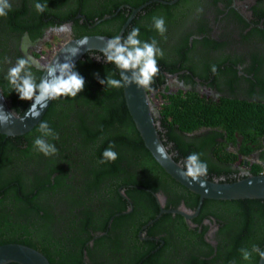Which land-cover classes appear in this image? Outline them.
I'll use <instances>...</instances> for the list:
<instances>
[{"label": "flooded vegetation", "instance_id": "1", "mask_svg": "<svg viewBox=\"0 0 264 264\" xmlns=\"http://www.w3.org/2000/svg\"><path fill=\"white\" fill-rule=\"evenodd\" d=\"M135 1L44 0L39 3L47 7L38 13L34 7L38 0H10L13 8L22 7L25 17L35 15V18H30L25 30H7L4 41L0 40V52L5 49L6 57L0 72L7 78L8 70L18 59H29L36 63L25 71H30L38 83L41 67L52 56L50 48L56 50L68 40L82 36H117L128 19L129 24L138 18L144 7L132 15L134 8L153 1L161 3L164 6L157 17L164 18L166 32L163 36L156 32L154 39L163 56L157 57L159 72L152 90L147 92L165 149L182 167L189 154H201L200 159L208 166L203 178L208 180L231 182L264 173V133L252 135L235 130L231 134L220 125L186 129L179 123L169 124L170 116L162 124V112L165 106L171 110L173 96L176 100H189L198 94L210 103L219 102L222 97L264 103V92L247 81L251 78L247 73L250 53L264 54V0H146L133 6ZM106 6L114 9V13L102 19L115 15L110 21L96 16ZM61 25H69L70 32L54 31ZM124 32L125 36L129 34ZM87 52L93 60L102 59L103 53L98 50ZM42 54L47 57L41 58ZM12 97L16 103L25 102L14 90ZM8 100L11 104L12 98ZM158 165L154 168L156 173L145 171L155 189L141 187L149 192L152 202H143L138 211H134L136 190L128 196L127 187H117L116 193L105 195L110 201L105 204L110 211L102 212L86 196L60 201L53 209L64 222L58 228L53 224L52 228L54 264L63 261L61 250L68 253L73 264H197V257L213 258L222 241V228L231 215L228 208L231 201L201 199ZM112 201L119 202V207H112ZM89 206L90 213L83 214L86 211L83 209ZM121 215L126 217L115 223V218ZM76 237L80 240L76 241ZM169 237L173 240L166 244ZM204 245L213 251L207 255Z\"/></svg>", "mask_w": 264, "mask_h": 264}, {"label": "trees", "instance_id": "2", "mask_svg": "<svg viewBox=\"0 0 264 264\" xmlns=\"http://www.w3.org/2000/svg\"><path fill=\"white\" fill-rule=\"evenodd\" d=\"M40 1L44 0H38ZM115 1L112 0L113 3ZM145 1L137 0L133 6ZM162 6L164 5L154 1L144 6L139 11L138 18L128 24L124 33L139 28L138 38L142 42L153 40L157 31L152 18L162 12ZM21 8L11 7L6 17H0V40L4 41L7 30H25L31 23L30 18H35L34 14L25 17ZM113 10L106 6L96 16L102 19L113 14ZM87 16L91 18L90 15ZM114 16L102 20L110 21ZM262 33L264 36V29ZM125 35L123 34V40L127 37ZM4 53L5 49L0 52L2 66L3 58L6 59ZM88 53L75 63V70L85 81L83 90L75 98L61 97L52 100L37 124L23 134L12 136L0 133V245L19 243L34 247L47 257L50 264H54L51 251L52 241L55 239L53 224L57 228L64 224L63 217L53 213L60 201L69 202L86 196L92 198L102 212L110 211L105 205L110 203L105 195L116 193L117 187H127L128 196H131V191L136 190L134 211H138L143 202H152L149 192L144 188L155 189L153 183L148 182L145 171L156 173L154 168H157V162L145 147L134 125L122 87L108 88L106 83H100V80L107 81L109 76L119 79V69L107 63L103 54L102 59L96 61ZM250 58L251 65L248 66L247 73L251 78H247V81L263 93L264 54L251 52ZM0 86L5 97L12 98L11 108L21 114L29 101L15 102L12 86L1 72ZM173 98L174 96L170 99L171 110L164 107L162 124L170 116L172 120L169 124L179 123L186 129L201 125H220L231 134L235 130L252 135L264 133V103L259 101L222 97L219 102L210 103L198 94L189 100ZM41 121L47 122L58 135V139L47 138L57 148L54 156L46 157L33 146L35 138L41 135L38 127ZM110 145H114L117 160L99 163L103 151ZM132 185L137 187H131ZM144 194L147 198H144ZM118 200L124 203L120 197ZM230 201L228 208L231 215L222 228V241L218 243L216 255L210 259L197 257V264H257L259 252L264 245V199ZM112 202V207H119V202ZM89 207L84 208L86 211L82 213L86 212L88 215L92 208ZM125 217H116L115 223ZM77 240H80L79 237H76ZM172 240L170 237L166 238V244ZM253 246L258 251H253ZM204 247L208 251L207 255L213 251L205 245ZM241 250L251 253V258L244 260ZM67 254L61 250L63 261L58 262L59 264H73Z\"/></svg>", "mask_w": 264, "mask_h": 264}, {"label": "clouds", "instance_id": "3", "mask_svg": "<svg viewBox=\"0 0 264 264\" xmlns=\"http://www.w3.org/2000/svg\"><path fill=\"white\" fill-rule=\"evenodd\" d=\"M11 7L10 0H0V17H6L11 11ZM34 7L38 13H43L47 5L37 2ZM152 19L155 30L163 36L166 32L164 18L154 16ZM70 30L69 25H61L54 29L58 33H68ZM139 35L140 29L133 28L123 42L120 36H114L107 41L101 51L106 62L119 69L120 78L115 79L109 76L107 81L100 80L101 84L106 83L108 88H121L135 84L138 89L152 90L154 78L159 72L157 57H162L163 51L157 46L155 39L151 42H142L138 38ZM98 39L103 41L104 37H98ZM87 43L88 40L85 37L77 42L76 47L67 48L68 55L65 57V62L47 66L44 69L47 72V78L41 79L39 83L36 82L30 71H25L31 64L36 63L35 61L20 58L15 66L8 70L7 79L13 90L18 93L19 98L33 102L30 110L25 113L24 120L29 117L38 118L40 112L47 108L49 101L58 100L61 97L75 98L83 90L84 78L75 70V64L71 62V57L76 56L79 48ZM127 72H131L130 77L125 75ZM212 72H216L215 66L212 67ZM12 122V114L5 113L0 109V125L8 126ZM38 127L41 135L35 138L34 148L46 157L56 155L55 144L49 143L47 138L58 139V135L53 132L47 122L41 121ZM113 149L114 145L106 148L99 163L104 164L117 160L118 154ZM155 151L162 162L166 163L170 159L167 150L161 144L155 143ZM200 156L199 153L189 154L184 162V167L178 174L185 179L190 178L194 183L199 182L204 187L205 184L200 178L207 175L208 166L200 159ZM241 251L244 260L251 258V253L246 250ZM253 251H258V249L253 246ZM259 256L264 259V252H259Z\"/></svg>", "mask_w": 264, "mask_h": 264}, {"label": "water", "instance_id": "4", "mask_svg": "<svg viewBox=\"0 0 264 264\" xmlns=\"http://www.w3.org/2000/svg\"><path fill=\"white\" fill-rule=\"evenodd\" d=\"M145 5H141L139 8H134L132 15L137 13ZM129 20L130 19H128L127 24ZM127 24L123 25L117 35L121 37V40ZM85 37L87 38L88 43L79 48V52L76 56L71 57V62L74 64L89 50H98L102 52L101 50L106 45L107 41L112 38L102 35H91L68 40L59 46V48H57L52 54L51 58L43 64L38 83L41 79L47 78V72L44 70L47 66L54 65L57 62L64 63L65 57L68 55L66 49L76 47L77 42L83 40ZM98 37H104V40L101 41ZM125 75L130 77L131 72H127ZM122 90L129 114L137 131L139 132L141 139L143 140L145 147L149 150L154 160L163 168V170L176 181L196 192L201 199H264V173L247 175L231 182L213 181L201 177L200 179L205 184V186L202 187L199 182L194 183L190 180V178L185 179L178 174L183 167L176 162L168 152L167 153L170 159L166 163L162 162L156 155L155 143L161 144L164 148L165 146L163 145L157 130L154 119L156 111L151 100V95L148 94L147 90L138 89L135 84L122 87ZM32 103V101H29L24 111L21 114H18L11 108L10 101L4 96L2 88L0 87V109H2L5 113L12 114L13 117V122L8 126L0 125V133L14 136L29 131L41 119L51 101L48 102L47 108L40 112L38 118L33 119L29 117L24 120L25 113L30 110ZM261 252H264V245ZM10 262H17L19 264H50L47 257L40 250L31 246L19 243H7L0 245V264H7ZM257 264H264V259H261L259 256Z\"/></svg>", "mask_w": 264, "mask_h": 264}, {"label": "built area", "instance_id": "5", "mask_svg": "<svg viewBox=\"0 0 264 264\" xmlns=\"http://www.w3.org/2000/svg\"><path fill=\"white\" fill-rule=\"evenodd\" d=\"M51 50L50 51H48L49 53H54V51H55V49L54 48H50ZM44 57H47L46 55H44V54H42L41 55V58H44Z\"/></svg>", "mask_w": 264, "mask_h": 264}]
</instances>
